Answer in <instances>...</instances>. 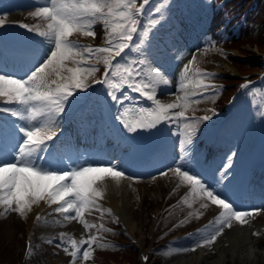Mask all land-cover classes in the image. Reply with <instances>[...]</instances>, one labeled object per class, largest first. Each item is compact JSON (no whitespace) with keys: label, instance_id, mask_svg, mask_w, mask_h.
<instances>
[{"label":"snow or ice","instance_id":"6c2138e0","mask_svg":"<svg viewBox=\"0 0 264 264\" xmlns=\"http://www.w3.org/2000/svg\"><path fill=\"white\" fill-rule=\"evenodd\" d=\"M149 4L150 0H140L139 6L137 0H34L31 7L35 10L29 16L38 18L43 26L23 23L19 27L41 37L39 43L21 42L7 51L0 44V114H7L0 115V208L5 212L26 217L34 205L44 202L49 207L56 205L54 212L64 221H77L88 231H110L85 219V214L93 210L103 214L98 203L103 192L98 185L107 180L138 178L126 172L119 157L81 155L72 160L61 135L71 109L89 99L77 93L87 92L89 78L100 71L97 65L102 64L103 78L94 81L104 86L98 102L112 113L127 134L156 130L153 134L167 132L168 136L182 137L177 140L179 155L159 175L168 176L172 172L179 180L177 188L183 185L189 189L181 198L188 208L199 201L200 209L207 210L212 205L218 210L214 230L207 235H202L200 229L189 233L186 239L193 244L178 251H195L197 247L214 244L225 228L233 227L234 221L244 226L249 222L246 218L254 215L252 211L238 209L226 195L227 172L217 169L214 182L209 183L199 171V149L193 138L200 124L212 116L190 117L186 112L191 105L219 94L217 85L208 82L216 74L193 68L196 64L193 55L182 69L178 89L163 91L173 82L167 69L168 58L175 61L179 54L172 56L174 45L170 42L160 44L149 38L160 20L145 22L143 18L153 12L164 16L161 6L146 12L145 6ZM3 16L0 13V27L4 25ZM97 24L103 26L106 46L81 43V36L96 38ZM5 56L26 69L25 74L5 71ZM250 84L248 81L241 88H249ZM161 95L174 96L176 101L164 103ZM144 101L149 105L145 106ZM162 124L164 128H160ZM125 138L139 150L137 137ZM193 150L196 163L186 165L185 156ZM227 163L231 167L230 159ZM107 211L111 213L110 209ZM193 215L200 218L203 212L194 210L189 218ZM40 219L38 215L36 220ZM101 239L97 234L77 240L62 232L56 247L62 248L72 257V264H76L78 258L85 261L90 258L93 245L105 247ZM84 245L88 247L81 251ZM28 251H32L31 243ZM148 259L143 257L145 264Z\"/></svg>","mask_w":264,"mask_h":264},{"label":"rangeland","instance_id":"374dc122","mask_svg":"<svg viewBox=\"0 0 264 264\" xmlns=\"http://www.w3.org/2000/svg\"><path fill=\"white\" fill-rule=\"evenodd\" d=\"M5 5L15 4V1L18 0H5ZM22 1V0H21ZM19 0V2H21ZM139 0H137V3ZM187 3L190 4L189 9L185 16V26L187 27L186 30V40L183 44L185 46L183 47H176L174 48L175 52H172V56L174 54L182 53L185 55V61L183 64H187L191 59L192 56L195 55L196 57V64L193 65V68H198L200 70H208L211 73L216 74V78L208 81L210 83H214L217 85V91L218 95H221L222 92L226 89L229 92L235 89L238 85V81H226L224 78V74H238V70L241 69V67L245 66L248 62H259V64L262 66L261 72H254L255 82L253 85L249 86L255 90L254 95L253 92L247 90L243 95L237 96L235 101L233 102V111L234 115L229 119L231 125L227 129V132H232L231 137L234 139L233 144L237 145L234 149L233 146L225 149L222 156L217 157L216 161V169L215 172H212V174L209 176V183H213V177L216 175L217 169H221L224 172H227L229 175V180H225L224 183L227 184V181H230L232 185V173H234V170H238V167L240 166V163L243 162V160L246 158V151L248 152L247 143L248 141H251V139H254V137L257 136L258 128H259V121L264 119V40L260 42H252L249 43L247 41L243 43L236 44V42H233L229 39L231 37L232 31L228 32L229 29L227 28L223 32L220 33L221 38L219 37V40L216 39L215 36H217L213 31L210 33V20L212 17V8L215 3V0H159L153 5L152 7L155 8L157 6H161L162 10L164 12L163 18H161L160 13L153 12L149 19H159L160 24L157 25V28L153 31H150L149 38L156 41L157 43L164 44L162 40L163 34L168 35L164 37H174L175 38V16L174 13L182 12V7ZM19 9V8H17ZM15 10V9H14ZM7 11V10H2ZM5 15H7L6 12H3ZM177 14V15H178ZM172 16L174 17L172 19ZM234 20V19H233ZM147 22V21H146ZM214 22V20H213ZM236 26V25H235ZM207 29V30H206ZM237 29V28H236ZM96 32L97 36L95 39L91 37H79L80 42L83 44L91 45L93 47L99 46L97 43L104 40V31L103 26L101 24L96 25ZM153 32L155 33L153 35ZM161 34V35H160ZM264 38V32L262 34ZM228 37V38H227ZM260 40V39H259ZM218 41V42H217ZM106 46V45H105ZM103 47V46H101ZM222 53L226 54L222 55ZM219 56L220 58L226 59L229 64H233L232 66L236 67L237 70L230 69L228 67L222 66L221 60L216 61L212 64L214 57ZM172 59H168L167 63V69H169V64ZM12 61L9 62V66H12ZM212 65V66H211ZM221 69H219V67ZM239 66V67H238ZM182 69L178 68L176 75L178 77L172 78V84L171 89L169 92L176 91L178 89V81L181 79L182 75ZM223 70V71H222ZM102 71V67H100V71L95 73L94 77L89 78L88 84L91 85L92 83H95V80H98V77H100V72ZM213 71V72H212ZM236 71V72H235ZM243 70H241V73ZM169 73V72H168ZM252 73V72H251ZM19 74V73H18ZM20 75V74H19ZM170 75V73H169ZM247 76H251V74L245 73ZM191 76V73L189 74ZM100 90L98 91H92L89 97H95L92 99L93 106L84 112H81L78 114L77 118L75 119L74 124L70 128L67 134H65L64 141L67 145V139L68 136L71 134L72 130H77L76 134L74 135V140H77L74 145H76L75 149H85L81 153L82 156L87 158L89 155H94L97 151V147L101 143L100 141L97 142L96 139L89 140L87 139L85 142L81 141V138L84 136H90V130H91V122H89L91 119H102L104 116V107L102 104L98 102V97L101 93L104 92V86L100 85ZM176 89V90H174ZM221 93V94H220ZM183 95V93H180ZM218 95L210 96L209 98L204 99L199 104H193L189 108V110L186 112V115L188 116H195V117H203L205 115L212 116L211 120L202 122L199 126V131L196 133L194 139V145L197 147L198 140L204 139L205 136L210 135V133L213 130V123L217 122L221 118V110L219 109V106L217 105V98ZM226 95V94H225ZM223 95V96H225ZM135 96V95H133ZM172 102L176 101V98L174 96H169ZM236 101H238L236 103ZM67 111V109H66ZM91 121V120H90ZM68 122L66 121L63 125V129L67 127ZM79 135V136H78ZM182 138V137H181ZM58 139V138H57ZM179 137H175L174 144L177 147V140ZM243 142L241 143V141ZM81 141V142H80ZM190 147V146H186ZM73 151V149H72ZM78 151V150H77ZM232 153H235V155H231ZM74 155V154H73ZM178 152L176 151L174 153V158L176 159L178 156ZM196 156L195 150L188 152L185 156V163L186 165H195L196 161L193 159ZM112 157H119L124 162V149L116 148L113 153H111L106 158H112ZM124 158V159H123ZM200 159V168L199 171L203 170V167L201 165V158ZM231 160V167H228V160ZM223 166V168H222ZM169 167V166H168ZM165 167L162 170H155L151 173H141V174H135L132 175V177H137L141 183L142 186H146V184H149V188H143V191L141 194L140 191H135L132 194L134 195L132 198V201H129L131 208L129 209V217H131V212H133L134 216L137 218L139 225L135 229V236L132 232H127L125 230V226L122 225V223H117V217L110 215L107 210V204H106V198L107 195L105 192H103V198L98 201L100 207L104 210L103 214L98 211H91L90 213L85 214V219L90 224H96L97 226L103 225L104 229H109L110 231H104L100 230L97 232V229H91L90 231L83 229V226L80 225V235L76 236L74 233H71L70 235L79 240V239H87L89 235H99L102 237L100 240V243L104 244L105 247H98L97 245H93V252L88 260H83L82 258H78L76 260V264H115V261H121L122 264H142L140 260L139 253L142 251L141 247L138 245L137 239H141L142 235L145 234V244L144 247L151 249L150 252V263L154 260V264H169V262L175 258V257H187L186 253L189 251H178V249L181 248H188L192 244H183L187 239L186 237L183 239H179L176 242H170L166 241L169 239L168 236L175 235L179 233L181 230L184 232L190 229L194 224H196L199 220H201L202 217L197 218L195 215H193L191 218H189V213H192L194 210L198 212H202L204 214V209H200L198 207L188 208L186 204H183L181 202V198L183 195L187 193L189 190L186 188V186L181 185L179 188H177V182L176 179H172L170 176V172L168 174V179L166 176H161V179L164 184L168 185V183L172 182L173 187L175 191H171L166 193L163 191V188L158 186L161 183L157 181V177L161 171L168 168ZM124 168L126 170V167L124 165ZM155 177V179H153ZM100 187V185H99ZM131 189V190H130ZM154 189V192H153ZM183 189V191L181 190ZM185 189V190H184ZM128 191L132 192V186L128 187ZM182 191V192H181ZM180 192L182 195H179ZM136 193V194H135ZM139 193V194H138ZM170 193H172L170 195ZM177 195H176V194ZM132 202V203H131ZM199 202V201H197ZM196 203V202H195ZM194 203V204H195ZM193 204V205H194ZM160 206V207H159ZM52 210L55 209L56 205L51 206ZM122 207V206H121ZM159 207L160 211L162 213L161 223L157 229V232H155V237H151V223L153 219V212L156 210V208ZM218 211V210H217ZM217 215V212H216ZM59 216V215H56ZM255 217V216H254ZM252 217V219H254ZM263 221V220H262ZM255 225L260 224L261 219H257L255 217ZM109 224V226H106L105 224ZM236 222H233L232 230L236 229L234 226H236ZM38 227H35L33 229L34 232V239L35 243L31 246L32 251L23 257V246L25 242V238L28 235L29 229V216L21 217L17 213L12 212H5L4 209L0 208V264H46V258L44 257L43 251H41V248L44 246H55L60 242L59 240H52L51 239V232L44 231L43 227L40 225H37ZM112 226L116 227L117 229L113 228ZM143 226V228H142ZM247 227L249 225H246ZM144 229V230H143ZM117 230L119 233H117ZM207 230V229H206ZM205 230V231H206ZM252 230V227L249 226V232ZM110 234L111 236H109ZM60 235V234H59ZM251 235V233H250ZM168 238V239H167ZM64 239H68L67 236L64 237ZM248 239H251V236L248 237ZM117 240H123L122 242H128L125 244L117 243ZM191 240V239H190ZM51 241V243H50ZM162 242V243H161ZM250 240H248L247 244H250ZM254 245L256 246V249H258L260 252H263L264 250V236L262 237V240L256 238L252 241ZM131 244V245H128ZM154 246H162L159 248V250L155 249L153 250ZM88 246L84 245L81 251L86 249ZM58 248V247H57ZM204 247H197L198 252H201ZM60 251H54L52 249V257H55V259L60 258L59 254L60 252L65 254L66 257H69V260H67V263L64 264H72V258L70 256H67L66 253L63 252L62 248H58ZM71 250V249H70ZM195 251H193L194 253ZM206 252V251H205ZM217 252V251H216ZM212 252L213 258L212 260H206L204 257L203 264H213L215 261L218 262V264H222L223 260H226V264H234L235 259L229 260V254L228 252ZM192 253V252H191ZM190 253V254H191ZM189 255L190 257H194V254ZM218 254H222L220 257H218ZM176 255V256H175ZM210 255V254H209ZM263 256V254H262ZM260 258L261 264H264V257ZM216 258V259H215ZM187 259V258H186ZM259 260V261H260ZM61 261V260H60ZM206 261V262H205ZM208 261V262H207ZM243 264V263H242ZM244 264H248L245 263Z\"/></svg>","mask_w":264,"mask_h":264},{"label":"bare ground","instance_id":"6f19581e","mask_svg":"<svg viewBox=\"0 0 264 264\" xmlns=\"http://www.w3.org/2000/svg\"><path fill=\"white\" fill-rule=\"evenodd\" d=\"M29 1L31 2L29 5H25V3H24L23 6H20V8L23 10H21L18 14L24 15L23 14V12H24L29 16V12L35 10L33 7H31V5L34 3V0H29ZM10 17H12V16H10ZM30 17L31 16H29V18ZM31 18L35 19L37 24H41V26H43L42 22L38 18H33V17H31ZM168 40H170V39L168 38ZM217 60L218 61L221 60L222 66L228 67V68L233 69V70H237V68L232 66L233 64H229L228 61L226 59H224V57L220 58L219 56H215L212 64L214 62H216ZM184 65L185 64H183L181 66V68L184 67ZM218 67H219V69H221L220 66H218ZM169 90H170L169 86L164 87V89H163V91L165 93L169 92ZM163 96H165V95H161L159 98H161ZM104 113H105V115L103 116V119H101V120L100 119H94V120L90 121L91 122L90 136L82 137L81 141L85 142L87 139H89V140L96 139L97 142L100 141V142H103L105 144L106 142H104V141H107V139L111 138L110 135L114 136L111 126L107 125V123H106L107 122L106 120L109 119L108 117L112 113H110L106 109H105ZM70 118H71V115H70L69 119ZM76 132H78V131L74 129L71 131V134L68 136V139H67L68 143H67V149H66L68 152V155H71L73 153L72 149L75 148L74 144H75V142H77V140H74V138H75L74 135L76 134ZM174 139H175V137H173V140ZM51 143H55V141H52ZM130 157L131 156L128 155L127 161ZM154 162H156V160H154ZM138 170L141 171L142 168H139ZM138 170L131 168L130 170H126V172L128 174L135 175L138 172L140 173V171H138ZM170 173H171L170 174L171 178L176 179L177 182H179L178 178L175 177L172 172H170ZM166 178L168 179V176H166ZM231 178H233V183H239L240 180L243 179V173L241 172L239 174L233 175ZM157 181L159 183H161L158 186L162 187L163 191H165V192H169L170 190L172 191L174 189L173 183L170 182V183H168V185L164 184L160 175H158ZM168 181H169V179H168ZM249 185H251V187L249 186L248 190L249 189L251 190L250 193L255 192V196H256V193H259V192L262 193L264 191V188L261 190H259V188H255L254 182H252ZM131 186H132V192L131 191L129 192L128 187H131ZM252 186H254V187H252ZM98 187H99V185H98ZM149 187H150L149 184H146L145 187L142 186V183L139 179H135V180L123 179V180H120L119 182L113 181V180H107L103 184L100 185L102 192H105V194L107 195V198H106L107 209L108 208L112 209L111 214L114 215L115 217H117V220H118L117 223L118 222L122 223V225L125 226V230L127 232H129V231L132 232L134 234L133 236H135V229L139 225V223H138L137 218L134 216L133 212H131L132 216L129 217L128 213H129V211H131L129 209V207L131 208L129 201H132V199H133L132 198L134 196L132 194L133 192L140 191L139 193L141 194V192L143 191V188H149ZM181 190L183 191V189H181ZM153 192H154V189H153ZM179 195H181V194H179ZM193 206L198 207L199 202H196ZM194 207H193V210L195 209ZM157 210H159V208ZM216 212H217L216 206L210 205L209 209L204 210V214H203L201 220H199L196 224H194L192 226L193 228L190 230V232H195V230H197V229L202 230L203 227L205 228V226H208V227H207V230L202 233V235H207L209 232L213 231L214 228L216 227V225H214ZM154 213L156 215L158 213V211H155ZM27 215L29 216V229L30 230L34 229L35 227H38L37 225H40L43 227L44 231H47L49 233L52 232L54 234V233L64 232V233H68V234L74 233L76 236L80 235V224L77 221H71V222L64 221L62 217L56 216L54 210H52V207H49L44 202H41L39 205H34L33 210L30 213H28ZM38 215L41 218L39 221L36 220V217ZM210 216H212V217L209 218ZM246 219H248V221H249L248 223L250 225L255 223L254 219H252V216L247 217ZM57 221H59V223H57ZM259 226H261L262 230L264 231V220L260 222ZM241 227H243V226H240L238 223L237 228L235 230L225 228L223 234L217 237L216 242L214 244L208 245V246L204 247V249L202 248L204 250V253L198 252V249H196L194 253H193V251H189L188 253H186L187 259L185 257H182V256L175 257L169 262V264H203L204 257L206 258V260H209V259L212 260L213 255H214L212 252H216V251H217L216 253H218V252L222 253L225 251L228 252V254H229L228 259L229 260H231L232 258L235 259L234 264H242V263L244 264V262L248 263V264H261L260 258L262 256V254H263L262 258L264 257V252H260L258 249H256V246L254 245V243H252L253 240L258 238V235H254L253 233H259L260 230L254 226V228H252V230L249 232V230L246 227H244V228H242V230H244V233L241 234L239 231H237ZM142 228H143V226H142ZM181 231H183V230H181ZM250 233H251V235H250ZM33 234H34V232L31 230L29 232V237L32 239H34ZM250 236H251V239H248V237H250ZM145 238L146 237L144 234V235H142V238L140 240L137 239L138 245L141 247L143 254L149 253L148 248L144 247ZM248 240L251 241L250 244H247ZM183 244L184 245L185 244H193V241L190 239H187L185 242H183ZM52 249H54L55 252L57 250L60 251L57 247L50 246V245L44 246L41 248V251H43V253H45L44 257L47 260L46 264H61L63 262L65 263L68 260L66 255L61 253V252L59 254H57L60 256V258L55 259V257H52V255H51L53 253ZM191 252L195 255L194 257L189 256L192 254ZM221 255L222 254H218L217 256L220 257ZM225 263H227V261L223 260L222 264H225ZM147 264H154V260L151 263H150V260H148ZM208 264H209V262H208ZM213 264H218V262L215 261Z\"/></svg>","mask_w":264,"mask_h":264},{"label":"trees","instance_id":"16d2710c","mask_svg":"<svg viewBox=\"0 0 264 264\" xmlns=\"http://www.w3.org/2000/svg\"><path fill=\"white\" fill-rule=\"evenodd\" d=\"M239 5H241L239 10L241 12H245V19L240 26L239 35H232L229 39L232 43L236 42V44L243 43L245 41L252 43L264 40L262 36L264 32V0H222L218 6H214L212 8V21H210L209 24L210 33L212 31L214 32L217 26L223 23L226 15L237 14V7ZM215 34L217 35L215 36L217 40H219V37L220 39H223L220 34ZM260 67L259 62H248L245 66L241 67L240 70H243L245 73H251L254 68ZM224 78L226 81L234 79V77L229 75H225ZM226 93L227 91L225 89L222 94L218 96L217 100L221 101L222 97H224L223 95Z\"/></svg>","mask_w":264,"mask_h":264}]
</instances>
